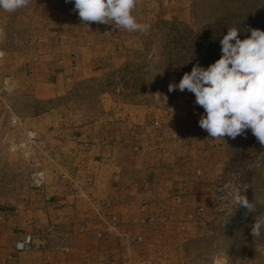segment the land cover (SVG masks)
Returning a JSON list of instances; mask_svg holds the SVG:
<instances>
[{
	"label": "crops",
	"instance_id": "1",
	"mask_svg": "<svg viewBox=\"0 0 264 264\" xmlns=\"http://www.w3.org/2000/svg\"><path fill=\"white\" fill-rule=\"evenodd\" d=\"M149 4L140 0L138 22ZM73 7L65 0H31L12 13L0 10V79L52 86L89 78L141 44L140 32L98 23L89 30ZM157 110L161 126L138 143L139 150L134 140H122L125 122L99 135L87 128L44 135L38 126L34 140L44 138L52 156L67 159L82 175L85 192L33 188L0 205V264H188L187 242L201 223L189 216L207 202L206 186L233 170L239 136L213 140L200 133L204 109L195 98L184 131L177 109L174 120ZM151 116L130 125L144 129ZM27 239L32 248L16 251Z\"/></svg>",
	"mask_w": 264,
	"mask_h": 264
},
{
	"label": "rangeland",
	"instance_id": "2",
	"mask_svg": "<svg viewBox=\"0 0 264 264\" xmlns=\"http://www.w3.org/2000/svg\"><path fill=\"white\" fill-rule=\"evenodd\" d=\"M152 1V0H151ZM142 12L150 28L140 32L141 44L123 62L106 65L93 77L44 86L22 78L0 79V205L13 203L30 189L33 174L43 171V192L59 186L57 192L79 190L82 175L62 155H51L49 143L30 138L38 126L42 134L56 135L90 129L97 135L112 134L125 122L122 140L134 130L130 123H142L145 134L154 133V122L161 110L185 130L186 108L194 94L185 90L168 91L170 82L179 83L195 64L207 68L221 57L220 39L228 28L264 31V0H154ZM150 8V10H149ZM1 37V34H0ZM163 97H167L166 104ZM171 113H174L170 116ZM155 116V117H154ZM8 119L10 123L8 124ZM146 124V125H145ZM146 127L150 129L147 130ZM160 128V127H159ZM264 150L248 130L235 143L231 169L240 170L251 183L256 209H264V167L251 169L259 151ZM61 154V153H60ZM41 189V188H40ZM254 213L247 208L232 216H209L201 221L197 236L187 242L188 264H235L238 257L252 259L264 251V238L250 234ZM0 228V238H1ZM1 245V239H0Z\"/></svg>",
	"mask_w": 264,
	"mask_h": 264
},
{
	"label": "clouds",
	"instance_id": "3",
	"mask_svg": "<svg viewBox=\"0 0 264 264\" xmlns=\"http://www.w3.org/2000/svg\"><path fill=\"white\" fill-rule=\"evenodd\" d=\"M140 0H65L74 3L73 12L78 13L81 24L112 25L114 30L146 32L150 25L140 23L134 15ZM31 0H0V10L15 12L27 7ZM90 30V29H89ZM250 33L241 39L240 27L228 28L220 39L221 57L207 68L195 64L185 73L179 83L170 82L168 91L187 90L194 94L195 104L204 109L199 126L209 138L235 139L250 130L264 149V31L247 28ZM166 104L167 97H163ZM264 167V150L258 152L251 169ZM247 186L240 183L237 174L225 183L222 203L217 211L230 217L240 208L254 213L250 234L253 239L264 238V209H256L245 192ZM235 264H264V251L258 250L254 258L238 257Z\"/></svg>",
	"mask_w": 264,
	"mask_h": 264
},
{
	"label": "built area",
	"instance_id": "4",
	"mask_svg": "<svg viewBox=\"0 0 264 264\" xmlns=\"http://www.w3.org/2000/svg\"><path fill=\"white\" fill-rule=\"evenodd\" d=\"M153 126H155L156 128L160 127V125L157 121L154 122ZM198 128H199L200 133L204 132V130L199 126V124H198ZM30 138L34 140L35 136L31 135ZM132 140L135 141L134 148L136 150H139L140 146L138 143L145 140L144 132L132 130L130 137L126 138L124 141L130 142ZM147 150H149L148 147H147ZM198 173H200L199 170H198ZM233 174H237L239 177L240 183L243 184L244 186L248 187L246 192H245V195L247 196L249 201L251 200V195H252L251 183L244 177L243 173L240 170L231 171L230 173H228L222 177H219L217 180H215L214 182H212L211 184L206 186V194L208 196V200L206 203L198 206L197 209L195 210V212L189 216V218L191 220L201 222V221L206 220L209 216L227 215L226 212L217 211V207L219 205H221V203H222L220 197L225 194L223 191V187H224L225 183H227L229 180L232 179ZM33 176H34L33 177V184L37 188L42 189L43 188L42 185H43L44 180H45L43 171H39V172L33 174ZM243 208L244 207L238 208L234 213L240 211ZM31 248H32V242L30 239H27L26 241H20L15 246L16 251H24V250H29Z\"/></svg>",
	"mask_w": 264,
	"mask_h": 264
}]
</instances>
